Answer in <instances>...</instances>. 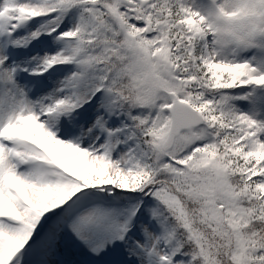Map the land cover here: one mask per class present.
I'll list each match as a JSON object with an SVG mask.
<instances>
[{
	"label": "snow or ice",
	"instance_id": "1",
	"mask_svg": "<svg viewBox=\"0 0 264 264\" xmlns=\"http://www.w3.org/2000/svg\"><path fill=\"white\" fill-rule=\"evenodd\" d=\"M0 264H264V0H0Z\"/></svg>",
	"mask_w": 264,
	"mask_h": 264
}]
</instances>
